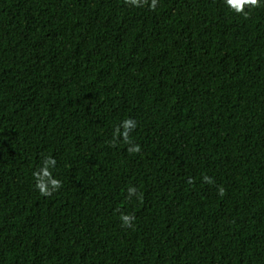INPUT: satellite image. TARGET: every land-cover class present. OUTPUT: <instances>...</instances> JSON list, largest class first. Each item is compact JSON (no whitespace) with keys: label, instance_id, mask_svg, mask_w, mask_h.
Instances as JSON below:
<instances>
[{"label":"trees","instance_id":"1","mask_svg":"<svg viewBox=\"0 0 264 264\" xmlns=\"http://www.w3.org/2000/svg\"><path fill=\"white\" fill-rule=\"evenodd\" d=\"M0 264H264V0H0Z\"/></svg>","mask_w":264,"mask_h":264}]
</instances>
